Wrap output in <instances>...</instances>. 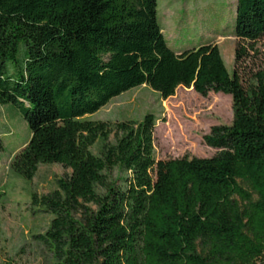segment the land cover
<instances>
[{
  "label": "trees",
  "instance_id": "trees-1",
  "mask_svg": "<svg viewBox=\"0 0 264 264\" xmlns=\"http://www.w3.org/2000/svg\"><path fill=\"white\" fill-rule=\"evenodd\" d=\"M232 37L229 75L215 44L167 48L156 0H0V105L29 131L9 169L27 180L40 164L69 170L30 195L52 216L32 239L54 264L264 259V48L261 67L240 75L264 39V0H235ZM139 86L159 100L178 87L228 95L230 125L201 138L217 152L155 160L152 113L113 127L86 118Z\"/></svg>",
  "mask_w": 264,
  "mask_h": 264
},
{
  "label": "rangeland",
  "instance_id": "rangeland-1",
  "mask_svg": "<svg viewBox=\"0 0 264 264\" xmlns=\"http://www.w3.org/2000/svg\"><path fill=\"white\" fill-rule=\"evenodd\" d=\"M234 10L235 0H156V22L163 30L167 48L175 53L215 44L230 75ZM263 48L264 39L256 43L258 53L240 72L243 83L261 67ZM146 113L156 119L152 133L155 160L213 156L217 150L205 146L202 136L212 126H229L232 120L228 95L209 93L201 97L191 88L178 87L172 96L159 100L145 86L112 98L86 118L113 127L123 121H140ZM28 138L29 131L17 110L10 104L0 105V264H54L47 249L32 239L45 232L52 216L31 206L30 195L51 192L55 180L68 176L69 170L57 164H40L30 180L12 172L9 163ZM99 148L100 144H95L92 153L97 154ZM107 175L115 178L117 173L113 170ZM253 264H264V259Z\"/></svg>",
  "mask_w": 264,
  "mask_h": 264
},
{
  "label": "crops",
  "instance_id": "crops-1",
  "mask_svg": "<svg viewBox=\"0 0 264 264\" xmlns=\"http://www.w3.org/2000/svg\"><path fill=\"white\" fill-rule=\"evenodd\" d=\"M161 32H162V35H163V30H162V28H161Z\"/></svg>",
  "mask_w": 264,
  "mask_h": 264
}]
</instances>
